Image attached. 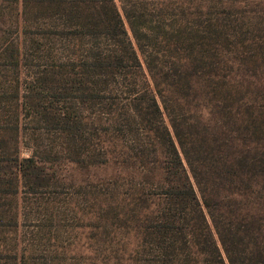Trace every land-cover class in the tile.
<instances>
[{
  "label": "rangeland",
  "instance_id": "374dc122",
  "mask_svg": "<svg viewBox=\"0 0 264 264\" xmlns=\"http://www.w3.org/2000/svg\"><path fill=\"white\" fill-rule=\"evenodd\" d=\"M219 33L264 55V0H0V126H13L19 107V159L46 169L29 185L21 176L15 194L13 134L0 137V264H168L189 252V229L167 234L180 240L175 251L157 247V207L143 199L163 197L142 190L126 160L184 159L148 59L170 38ZM257 76L264 114V63ZM207 218L217 264H264V228L257 244L223 228L231 259Z\"/></svg>",
  "mask_w": 264,
  "mask_h": 264
},
{
  "label": "trees",
  "instance_id": "16d2710c",
  "mask_svg": "<svg viewBox=\"0 0 264 264\" xmlns=\"http://www.w3.org/2000/svg\"><path fill=\"white\" fill-rule=\"evenodd\" d=\"M108 7V4L103 6V12ZM106 15L115 18L117 26L122 27L115 8L111 9V14L106 10ZM104 17L100 12L96 26L105 24ZM91 29L98 31V28ZM120 29L114 26L111 30L119 33ZM106 30H99L98 34ZM229 40L230 35L221 33L170 38L163 46H158L161 49L157 56L150 54L148 59L155 91L174 129L184 159L175 154L126 161L128 167L140 169L136 175L142 180V190L154 187L163 197L152 200L155 203L151 204L149 200L139 198L148 208L157 207L152 216L158 227L155 229L157 237L154 234L157 247L175 251L180 240L167 234L178 230L185 237L184 229L191 232H186L188 239L181 240L191 249L186 252L182 246L181 251L186 255L181 256L182 252H178L174 258L176 262L170 264L218 263L217 257H221V253L213 240L207 217L218 231L231 259L226 239H223L227 232L224 234L223 228L231 235H235L236 230L241 231L245 240H255V244L262 239L264 114H258L262 102L257 101L259 94H256V89L260 83L257 70L264 63V55H244V50ZM16 85L18 92L15 98L18 101L19 80ZM14 118L13 126H0V137L4 144L7 133L13 134L15 156L11 169L14 191L18 195L21 176L29 185L35 173L38 175L46 169L34 158L20 161L19 107ZM4 161L0 157L1 170L5 167L2 165ZM34 184L43 185L40 182ZM142 190L138 192L140 195ZM249 244L247 242L246 245ZM205 254L208 256L201 259Z\"/></svg>",
  "mask_w": 264,
  "mask_h": 264
}]
</instances>
